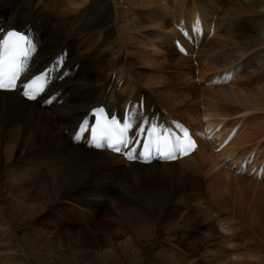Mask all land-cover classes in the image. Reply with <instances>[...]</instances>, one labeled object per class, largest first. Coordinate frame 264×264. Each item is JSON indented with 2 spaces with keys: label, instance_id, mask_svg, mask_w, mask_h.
<instances>
[{
  "label": "bare ground",
  "instance_id": "obj_1",
  "mask_svg": "<svg viewBox=\"0 0 264 264\" xmlns=\"http://www.w3.org/2000/svg\"><path fill=\"white\" fill-rule=\"evenodd\" d=\"M115 1L119 5L118 11L116 8L117 21L121 22L119 26L106 21L108 9L104 8L102 0H0V29L5 32L12 28L21 30L28 26V33L34 41L22 82L45 69L49 70L50 68L49 73L54 72V74L51 73V84L43 96L34 102L23 100L19 96V91L0 92V167L4 168L9 165L3 172L6 177L7 199L19 206V213L24 217L21 219L23 225L19 230L0 227V253L2 254V250H4V254L12 252V257L15 256L13 264H93L94 260L98 258L97 264H162L166 261V257L160 253L161 251H158V240L162 236L173 237L180 232L184 234L187 230L196 229L204 235L208 243H211L213 235L216 231L218 233V227H220L218 226L220 220L216 219L220 214L219 211L230 214L231 218L248 226L252 234L249 235L250 239L246 240L251 244L246 247L261 250L259 253H262L264 246L259 244L258 240L264 241V210L258 205V196L254 195L255 202L249 208L247 218H241L245 214L246 208L243 199L250 192L252 185L223 174L222 170L213 176V181L211 179V182L206 184L207 186L205 183L209 179L204 184L199 180L203 175L202 170L207 161L213 157L208 152L210 151L207 149L208 147H205L208 145L201 143L199 135H195L198 143L197 150L192 155L177 161L186 165L184 170L179 171L176 178L174 177L175 181H165L160 177L159 183H163L164 186L155 188V190L146 189L140 196L132 197L136 200L137 205L122 209L119 213L112 215L111 220L118 226L121 234L115 237L119 248L132 247L125 257H117L119 249H115L111 245H109L110 249L103 250L98 247L78 245L76 242L74 244L70 241L64 243L58 241L56 238L58 231L54 229H60L57 220L53 222L55 227L51 230L39 226L41 219L43 220L49 214V212H44L45 214L41 215L44 210L54 209L53 207L56 209L57 206L64 204H68L72 210H75L79 204H84V198L81 197L83 192L99 198L104 197L102 194L112 192V188L117 186L115 183L117 180L113 178L112 172H118L119 169L116 167L120 165L119 163L126 161L106 150L94 151L90 149L88 129L83 130L84 138L80 139L82 132L80 126L82 122H85L90 110L104 105L111 113L122 112L126 102L134 101L131 113L132 121L136 127L144 121V126L147 129L158 125L156 131L160 132L167 128L168 120L164 117V111L160 108L161 106L157 108L156 104H152L149 94L144 95L145 112L141 113L138 108L142 90L134 79H130L126 75L125 57L123 56L124 48L135 44L133 39L138 35L133 32L137 31L138 26L136 21V23L134 21L131 23L128 20L130 17L128 18L120 6L126 3L130 8L136 6L139 9H158L161 15L152 18L153 26L156 28H162V25L166 23L165 20L170 18V11L167 9L169 7L165 4L166 0ZM203 1L200 2L201 13L206 18L209 9L215 10L216 5L212 0ZM253 4L252 0L238 1L239 8L245 7L257 14H264L263 6ZM189 21L191 30L186 26L184 29L188 31L192 43L196 39L194 42L197 41L198 46L201 40L200 33L204 29L202 17L193 15ZM182 22L185 25V15L181 14L175 24L177 36L172 34L175 31L165 34L160 32L165 38L163 41L168 39L180 58L187 55H182L176 50L175 40H181L185 47L187 44L189 45L177 29L179 25H183ZM49 23L51 25L48 28ZM252 26L258 37L255 38L256 43H264V20L258 19L252 23ZM122 31L127 34L123 35ZM2 36L3 34H0V39ZM193 38L195 39L193 40ZM147 45L141 48L143 52L141 57L143 56L149 63L155 62L152 65L163 71L170 61L166 58H161L162 60L159 61L160 57L165 54L157 48L154 42L147 43ZM190 45L192 46V44ZM186 50L187 54L192 52V50L188 52L187 47ZM263 52L259 55L260 57H264ZM157 54L161 56H157ZM156 59L158 60L155 61ZM133 61L137 62L135 59ZM212 61L214 60L212 59ZM228 63H222L221 68H226V70H223L220 79L232 77L236 73L234 67L232 68ZM236 69L238 68L236 67ZM111 74L115 75L113 82L110 78ZM61 77L64 78L60 80ZM121 78L124 79V85L122 84L118 88ZM147 80L158 85H162L166 81L163 78H148ZM210 94L225 98L227 102L238 101L251 107H264V91L253 94L236 91L233 88H213ZM51 96L55 98L51 104H48ZM151 107H153L152 113ZM114 163L118 165L115 167ZM216 163L219 165V162ZM140 167L142 165L133 163V167L127 172L131 180L135 183L138 181L142 184L147 182L153 186L156 185L158 175L155 173L157 171L155 169L158 166H151L149 168L151 170L143 169V171L139 170ZM188 177H191L189 182L184 180ZM204 186H206V192L210 194L207 198L201 194ZM234 186L239 191L241 201L230 204L227 193ZM118 187L119 189H115L116 194L130 195L129 189H123L120 184ZM260 190L264 192V187ZM189 193L191 197L187 198ZM189 205L194 208L192 215L201 220L200 223H196V226L189 223V212H183L185 217L179 216L178 218L165 212L172 206L174 212L180 213L182 211L180 208L183 209ZM113 213L115 212L113 211ZM109 214L111 213L109 212ZM213 217L216 220H212ZM258 229H262V231L258 232ZM69 233L72 235V231H68L67 235ZM124 237L126 238L124 239ZM132 238L143 245V250L139 251L128 245ZM3 240L10 246L2 249L1 242ZM227 249L229 251V248ZM227 254L228 252L225 257ZM169 256L167 255V257ZM235 256L233 255L231 258L235 259ZM170 259L171 264L194 263L187 260L176 263V257H170ZM228 262L244 264L241 261H233V259Z\"/></svg>",
  "mask_w": 264,
  "mask_h": 264
},
{
  "label": "rangeland",
  "instance_id": "obj_2",
  "mask_svg": "<svg viewBox=\"0 0 264 264\" xmlns=\"http://www.w3.org/2000/svg\"><path fill=\"white\" fill-rule=\"evenodd\" d=\"M201 1L203 0H166L165 4L169 7L167 9L170 11L171 19L165 20L166 23L162 25V28L153 26V19L161 15L158 9H139L136 6H131L130 8L126 3L120 6L122 10L126 12L128 18L130 17L128 20L131 21V23H133L132 21H136V25L138 26L137 31L133 32L138 35L133 39L135 44H131L128 48H126L125 45V48L123 47V56L125 57V65H123L126 67V75H128L130 79L132 78L136 81L138 87H140L143 92L142 94L145 93L146 95H150L152 104L157 103V108L162 105L163 108L172 115V118L183 121L193 128L195 130L193 132L194 136L199 135L200 138L201 134L198 132H202L205 128L204 130H207V135L212 137L211 140H205L202 137L201 141L204 145H208L205 147H208L207 149L210 150L208 152L213 155L202 170L203 175L199 180L203 184L209 179L207 183H205V185H208L211 179L213 181V176H215L219 170H222L223 174L241 179L242 183L244 182L252 185L250 192L243 199L246 208L245 214L243 217H240L246 219L249 208L252 207V204L255 202L254 195L258 196V205L264 210V192L260 190L264 187V180L255 179L253 171L251 174L245 172L244 175H238L239 173H236V168L239 165L238 160H242V157H246L247 166L249 167L253 166L255 162L256 167H264V107H251L245 103L241 104L238 101L227 102L225 98L211 95L210 91L213 88H233L236 91L253 94L264 91V57L259 56L264 51V43H256L255 38L258 37L255 35V30L252 26V23L258 21V19L264 20V14H257L251 9H245V7L242 9L239 8V0H212L215 2L216 8H214L215 10L209 9L210 13L207 12L205 18L201 13ZM102 2L104 8L108 9L106 21L110 24L114 23V25L117 24L119 26L121 22L117 21V11L119 10V5L116 4L117 1L102 0ZM203 2L205 3V1ZM217 2H221L222 4ZM252 3H254L253 5L260 4L264 8V0H252ZM206 9L208 10V7ZM181 14L185 15V26L189 29L191 27V22L189 20L192 19L193 15H200L204 25L202 31L203 36L198 43L199 45L197 46V41L196 43L194 42L196 40L195 38H193V40H195L192 46L190 44L186 45L188 52L191 50L192 52L188 53L189 55L187 54L186 57H181L183 62L182 60L180 61L181 58L178 56L179 54H176L177 52L171 47V43L168 42V39L163 41L165 38L162 37V34L171 31H175V33L172 32V34L177 36L175 24L177 23V18H179ZM150 18L153 19L151 20ZM142 21L143 23H141ZM50 25L51 23L48 24V28ZM121 33L123 35L127 34V32L124 31ZM152 42H154L157 48L165 54L164 56L157 54V56H161L159 61L162 60L161 58H166L170 61L169 65L163 68V71H160L152 65L155 62L149 63L143 56L141 57L143 54L141 48L148 46L147 43L151 44ZM211 49L212 51H209ZM253 50L256 55L253 53ZM219 53H221L222 56ZM133 59L137 60V62L133 61ZM212 59L214 60L212 61L213 63L211 62ZM157 60L158 59L155 61ZM205 61H208L209 64ZM223 62L228 63V65L230 64L232 68L234 67L233 69L236 71L234 76L220 79L223 70H226V68H221ZM236 67L238 69H236ZM148 78H163L166 81L162 85H158L148 81ZM120 80H122V78ZM122 81L124 83V79ZM209 84H211L212 87ZM164 117L167 119L165 115ZM211 130H213L214 135L210 133ZM227 135L228 137L231 136V138L228 144L222 147L221 143ZM24 158L26 159L25 156ZM200 161L202 162L201 159ZM216 162H219V165ZM214 163H216L215 165L217 166H215ZM119 164L120 165L114 163L113 165L115 167L118 165L116 168H118L119 171L116 173L112 172L113 178L117 180V182L115 181L117 186L114 185L116 188L113 187L111 190L112 192L102 194L104 197L99 198L90 196V194L87 195L88 193L84 194L83 192L81 197L84 198V204L81 203L77 206L78 208L75 210L78 212L72 210L68 204L57 206L56 209L55 207H53L54 209L48 208L42 212L41 215H44L46 212H49V214L46 215L43 220L41 219L39 226L50 228L51 230L55 227L53 222L57 220L56 222L60 224V229H54L58 231L56 237L58 241L62 243L70 241L74 244L76 242L78 245L98 247L103 250L110 249L109 245H111L114 246L115 249H119L117 250V253H119L117 257H125L132 247L119 248L115 237L121 234L119 233L118 226L111 220L112 215L114 216L122 209L137 205L136 200L132 197L140 196L146 189L150 190L152 188L155 190V188L161 187L162 185L164 186L163 183H159L160 177L165 181H175L177 173L179 171L182 172L186 164L183 165L182 163L175 162L158 163L157 165H142L139 169L141 171H143V169L151 170L149 169L151 166H158V168L155 169L157 170L155 173L158 175L156 177V181L158 182H156L157 184L154 186L147 182H145L146 184H142L138 181L135 183L131 180L127 172L133 167V163L124 162ZM127 164L128 167H126ZM8 166L4 168L0 167V227H10L11 229L19 230V228H21L20 226L23 225L21 222L23 216L19 213V206L7 199L8 195L5 189L6 177L3 172L7 170ZM189 178L191 177L184 178V180L189 182L191 180ZM119 184L123 189H129L130 195L124 196L125 194H116L115 189H119ZM206 186L203 187L204 190L201 193L204 198L210 195L206 192ZM259 191L263 194L259 193ZM189 194L187 198L191 197V194ZM227 195L230 199V204L241 201V199H239V191L235 186L230 188ZM65 206L67 207L64 209ZM193 209L192 205H189L183 209L180 208L182 213H176L173 211V207L170 206L165 212L176 218L179 216L185 217L183 212H189V223L195 224L196 226V223H200L201 220L199 217L192 215ZM113 211L115 213H113ZM109 212L111 214H109ZM93 213L94 215H92ZM219 213L216 219L220 220H218V226L220 227L217 226L218 233L216 231L213 235L211 243H208L204 235L196 231V229L187 230L186 233H184L185 235L180 232L173 237L168 235L162 236V238L158 240V251H161L160 253L167 258H165L166 261L163 263L171 264L170 257H176V263L187 260L190 261V263L194 262L193 264H231L228 260L233 259V261H241L244 264H264V249H262V253H259L261 250L246 247L248 244H251L250 241L246 240L248 238L250 239L249 235L252 234L248 226L240 223L235 218H231V215L228 213V215L222 211H219ZM211 215L213 216L214 213ZM213 219L215 218L213 217L212 220ZM68 231H72V235L69 233L68 236ZM261 231L262 229H258V232ZM125 238L126 237H124V239ZM258 243L264 246V241L258 240ZM128 245L135 247L139 251L143 250V245L133 240V238ZM6 246L9 247L10 245L8 243L6 244V241L3 240L1 242V248L4 249ZM227 248H229V251ZM226 252H228L229 256L227 254L225 257ZM8 254L9 253L4 254V250H2V254L0 253V264H13L12 262L15 260V256L12 257V252ZM167 255L170 256L167 257ZM233 255H236L235 259L231 258ZM98 259L94 260L93 264H97Z\"/></svg>",
  "mask_w": 264,
  "mask_h": 264
},
{
  "label": "snow or ice",
  "instance_id": "obj_3",
  "mask_svg": "<svg viewBox=\"0 0 264 264\" xmlns=\"http://www.w3.org/2000/svg\"><path fill=\"white\" fill-rule=\"evenodd\" d=\"M26 43L27 38L23 34L15 32H9L5 38L0 39V91H15L18 88L17 81L23 72L21 58H26L28 54L24 50ZM181 50L183 49L181 48ZM43 80L44 77L37 76L24 83L21 94L29 100L36 99L44 90ZM134 127L135 125L131 122V119L127 117L122 122L113 120L110 123L102 124L98 121L97 126L92 129L91 142L95 147H100L103 143L105 147L110 148L112 151L120 152L121 146L126 147L130 142L128 133ZM157 127L159 126H153L147 131L152 136V145L161 158L174 159L176 154L188 155L195 150V143L188 137L187 132L182 135L173 134L166 129L157 132ZM86 128H88V124L82 122L80 131ZM145 131L143 127H140L137 130V135ZM98 140L99 142H97ZM128 158L132 159L133 157L129 156Z\"/></svg>",
  "mask_w": 264,
  "mask_h": 264
}]
</instances>
